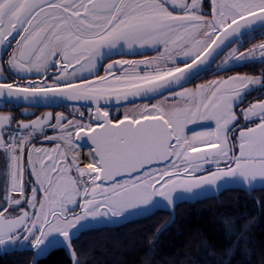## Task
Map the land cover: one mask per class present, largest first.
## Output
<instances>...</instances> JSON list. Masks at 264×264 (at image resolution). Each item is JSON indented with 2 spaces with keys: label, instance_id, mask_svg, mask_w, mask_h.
I'll use <instances>...</instances> for the list:
<instances>
[{
  "label": "snow or ice",
  "instance_id": "obj_1",
  "mask_svg": "<svg viewBox=\"0 0 264 264\" xmlns=\"http://www.w3.org/2000/svg\"><path fill=\"white\" fill-rule=\"evenodd\" d=\"M257 35L264 0H0V107L68 109L0 111V250L80 264L88 224L264 188Z\"/></svg>",
  "mask_w": 264,
  "mask_h": 264
},
{
  "label": "trees",
  "instance_id": "obj_2",
  "mask_svg": "<svg viewBox=\"0 0 264 264\" xmlns=\"http://www.w3.org/2000/svg\"><path fill=\"white\" fill-rule=\"evenodd\" d=\"M133 217L119 225L87 228L75 242L80 264H264V188H239ZM166 226V227H165ZM20 250L0 264H32ZM41 264H73L63 247Z\"/></svg>",
  "mask_w": 264,
  "mask_h": 264
},
{
  "label": "flooded vegetation",
  "instance_id": "obj_3",
  "mask_svg": "<svg viewBox=\"0 0 264 264\" xmlns=\"http://www.w3.org/2000/svg\"><path fill=\"white\" fill-rule=\"evenodd\" d=\"M261 39H264V37H260L259 35H257L256 39L248 44V47H251L252 43H258ZM262 68H264V65H260L257 63V64L249 65V66H246L243 68H237L235 71H239L241 73H248L250 75H259L260 70ZM207 78L211 79L212 77L208 76ZM258 98H260V93H259V91H256V92H253V94L249 97V101L255 102V100ZM26 107L29 108L30 111L35 112L37 115L44 113V112H47V111L57 112V111H67L68 110L65 105H61L60 107H48V106H45L44 102H41L37 106H29V105L25 104L23 101H20V102L16 103L14 106L0 107V111H2V112L11 111L12 114L14 116H16L18 120L19 119H33V118H35V117H26V116L21 115V112H23V110ZM239 189L244 190L242 188H239ZM18 251H20V250H14V249H9L7 251L0 250V256H4V255L14 253V252H18ZM25 252L32 253L31 251H25Z\"/></svg>",
  "mask_w": 264,
  "mask_h": 264
},
{
  "label": "water",
  "instance_id": "obj_4",
  "mask_svg": "<svg viewBox=\"0 0 264 264\" xmlns=\"http://www.w3.org/2000/svg\"><path fill=\"white\" fill-rule=\"evenodd\" d=\"M230 188H242V189H245L246 191H248V192H251L252 190H250V189H247V188H245V187H243L242 185H238V184H226V185H223L222 187H221V190L219 191V192H214V191H208V192H205V193H203V194H201V195H198V196H194V197H189V198H185V199H182V200H179V201H177V203H176V206L179 204V203H182V202H191V203H193V202H196V201H199V200H203V199H206V198H209V197H214V196H218L220 193H222L224 190H226V189H230ZM258 188H260L259 186H257V188H255V189H258ZM254 190V189H253ZM176 206L174 207V208H167V207H161V208H157V209H165V210H168V211H170L171 212V219L169 220V222H168V224L166 225V226H168V225H170L172 222H173V220L175 219V209H176ZM157 209H154L151 213H147V214H144V215H136V216H133V217H143V216H146V215H149V214H152V213H154ZM133 217H131V218H133ZM131 218H129V219H127V220H130ZM127 220H122V221H120V222H118V223H116V224H109V223H98V224H91L90 225V227L91 228H99V227H104V226H106V225H119V224H121V223H124V222H126ZM165 226V227H166ZM83 230V229H82ZM55 248H57V247H54L53 249H55ZM52 251V250H51ZM50 251V252H51ZM67 251V250H66ZM49 252V253H50ZM67 253H68V255H69V257H70V254H69V252L67 251ZM46 257V256H45ZM44 257V258H45ZM70 259H71V257H70ZM72 260V259H71Z\"/></svg>",
  "mask_w": 264,
  "mask_h": 264
},
{
  "label": "rangeland",
  "instance_id": "obj_5",
  "mask_svg": "<svg viewBox=\"0 0 264 264\" xmlns=\"http://www.w3.org/2000/svg\"><path fill=\"white\" fill-rule=\"evenodd\" d=\"M140 215H144V214H140ZM91 224H98V223H91ZM91 224H88L84 229L90 227Z\"/></svg>",
  "mask_w": 264,
  "mask_h": 264
}]
</instances>
